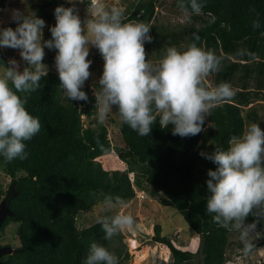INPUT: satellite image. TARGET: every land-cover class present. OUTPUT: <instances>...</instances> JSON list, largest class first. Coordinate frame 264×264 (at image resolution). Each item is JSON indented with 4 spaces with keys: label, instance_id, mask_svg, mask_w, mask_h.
Instances as JSON below:
<instances>
[{
    "label": "trees",
    "instance_id": "trees-1",
    "mask_svg": "<svg viewBox=\"0 0 264 264\" xmlns=\"http://www.w3.org/2000/svg\"><path fill=\"white\" fill-rule=\"evenodd\" d=\"M7 1L0 0V8ZM32 1L41 4L34 26L54 20L57 33L69 43L73 25L62 2ZM171 1L188 13L182 23H158V0H137L126 19L100 25L103 30L138 26L136 48L143 62L185 60L173 77L179 110L167 121L159 114L157 91L149 102L139 99L134 88L112 94L124 143L118 157L129 166L126 171L105 170L99 161L111 154L112 143L108 127L91 120L98 97L86 88L84 100L77 90L84 79L73 85L53 72L16 75L3 52L0 28V69L9 77L2 83L0 76V168L12 180L0 196H7L13 212L0 235L17 224L20 243L3 256L5 264H127L130 255L116 212L106 210L102 220L85 228L79 227L78 216L99 205L130 204L137 197L130 178L136 169L144 171L147 189L162 197L161 205L175 209L201 237L199 251H182L155 226L152 240L169 249L171 264L195 257L197 264H226L237 226L258 231L259 246L264 245V157L243 154L258 174L245 200L234 197L240 176L232 153L247 122L259 118L255 110L244 112L264 101V0Z\"/></svg>",
    "mask_w": 264,
    "mask_h": 264
},
{
    "label": "rangeland",
    "instance_id": "rangeland-1",
    "mask_svg": "<svg viewBox=\"0 0 264 264\" xmlns=\"http://www.w3.org/2000/svg\"><path fill=\"white\" fill-rule=\"evenodd\" d=\"M62 12L72 23V39L64 43L55 28L58 22L38 23L41 4L32 0H8L4 8H0V28L4 37L3 52L13 63L16 75L27 73L53 72L58 77L72 84L78 78L84 79L82 87L77 88L80 96L88 98L85 89L97 98L96 115L91 120L108 127L112 152L99 161L105 170L126 171L129 166L119 158V149L124 143L119 131L121 119L118 112L110 104L112 94L124 88L137 90V97L149 102L155 91L161 96V114L165 121L179 110L180 97L175 91L173 77L183 70L185 60L173 57L166 61L149 60L143 62L137 52L135 35L139 27L134 23L108 27L103 30L100 25L112 23L116 19L124 20L137 0H60ZM50 6V5H49ZM48 11L51 12L52 6ZM158 23H182L187 12L177 9L171 0H158ZM29 19L33 20V24ZM28 22L25 23V22ZM58 30V31H57ZM115 48L105 59L98 57ZM70 58V62L66 58ZM1 82L9 80L8 75L0 69ZM210 78L208 77L207 80ZM77 82V81H76ZM184 93L188 96L189 85L183 83ZM258 119L248 121L244 137L233 145L232 153L236 170L240 176V185L234 192L235 198L248 199L258 179L243 159V154L251 152V158L264 157V101L253 104ZM88 124V119L84 117ZM235 154H239L235 157ZM137 170V169H136ZM132 170L130 178L136 190V199L130 204L118 207L99 205L89 213H80L79 227H88L102 220L106 210L116 212L123 243L128 246L135 240L138 249L130 256L129 264H171L170 251L165 245L153 242L154 227L160 226L162 236L170 238L176 248L196 253L201 248V237L196 235L175 209L163 207L162 197L152 195L145 184V173L142 169ZM11 179L0 168L1 190H7ZM2 196H0V200ZM17 224H9L0 235L3 246L18 248ZM261 235L258 231L246 226H237L230 237L227 249V264H264V245L259 246ZM251 250V252L249 251ZM248 251V253H247ZM114 251L111 252L113 254ZM124 255V254H123ZM130 255V253H129ZM197 257L184 264H197ZM232 263V264H233Z\"/></svg>",
    "mask_w": 264,
    "mask_h": 264
},
{
    "label": "water",
    "instance_id": "water-1",
    "mask_svg": "<svg viewBox=\"0 0 264 264\" xmlns=\"http://www.w3.org/2000/svg\"><path fill=\"white\" fill-rule=\"evenodd\" d=\"M49 5L52 6V3H50ZM12 216L13 212L11 211L7 203L3 201L0 205V229L2 228L6 219ZM15 251L16 250L11 248L10 246H0V264H5L2 260L4 255L13 254Z\"/></svg>",
    "mask_w": 264,
    "mask_h": 264
},
{
    "label": "built area",
    "instance_id": "built-area-1",
    "mask_svg": "<svg viewBox=\"0 0 264 264\" xmlns=\"http://www.w3.org/2000/svg\"><path fill=\"white\" fill-rule=\"evenodd\" d=\"M138 245L137 242L135 240H133L132 242H130V244H128V249H129V253L132 256L133 252L137 249Z\"/></svg>",
    "mask_w": 264,
    "mask_h": 264
},
{
    "label": "flooded vegetation",
    "instance_id": "flooded-vegetation-1",
    "mask_svg": "<svg viewBox=\"0 0 264 264\" xmlns=\"http://www.w3.org/2000/svg\"><path fill=\"white\" fill-rule=\"evenodd\" d=\"M2 199L0 200V205H1V203L3 202V201H5L6 203H7V196L6 195H4V196H2L1 197ZM0 246H3V245H1V243H0ZM7 246V245H6ZM12 248V247H11ZM14 249V248H13Z\"/></svg>",
    "mask_w": 264,
    "mask_h": 264
},
{
    "label": "clouds",
    "instance_id": "clouds-1",
    "mask_svg": "<svg viewBox=\"0 0 264 264\" xmlns=\"http://www.w3.org/2000/svg\"><path fill=\"white\" fill-rule=\"evenodd\" d=\"M50 6H51V5H50ZM26 20H27V19H26ZM30 22H32V21H30ZM72 84L75 85V82H72ZM137 245H138V244H137ZM138 247H139V246H138ZM138 247H137V249H138ZM137 249H136V250H137ZM127 251H128V254H129L128 246H127ZM130 256H131V255H130ZM129 262H130V260H129ZM129 262H128L127 264H129ZM227 263H228V262H227ZM227 263H226V264H227ZM232 263H233V262H232ZM232 263H231V264H232ZM233 264H236V262H234Z\"/></svg>",
    "mask_w": 264,
    "mask_h": 264
}]
</instances>
